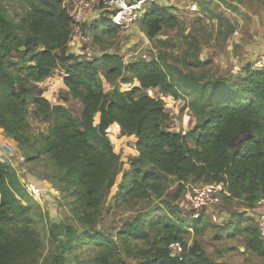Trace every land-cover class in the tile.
Instances as JSON below:
<instances>
[{
    "label": "trees",
    "instance_id": "trees-1",
    "mask_svg": "<svg viewBox=\"0 0 264 264\" xmlns=\"http://www.w3.org/2000/svg\"><path fill=\"white\" fill-rule=\"evenodd\" d=\"M208 2L199 1L205 8ZM72 21L63 0H0V131L28 161L46 156L55 184L74 197V220L51 221L0 155V264H70L72 249L90 241L98 249L95 264H131L127 258L133 264H226L209 257L197 241L187 243V228L203 231L204 218L184 219L179 202L190 183L220 184L223 201L244 209L264 204V67L251 64L239 76L205 78L180 69L163 53L132 62L115 52L82 57L71 51ZM141 23L153 39L180 21L169 7L155 4ZM93 30L102 46L105 35L120 28L106 23L100 29L96 23ZM231 33L224 31L225 38ZM188 43L185 64L206 63L198 40ZM55 72L66 87L63 102H80L78 115L44 94L41 83ZM152 88L161 95L147 94ZM183 98L197 120L186 133L171 129L173 117L164 103ZM32 121L48 124V130L32 135ZM116 128L134 137V156L125 159L113 142ZM174 182L178 187L171 191ZM152 203L160 213L147 209ZM114 208L134 214L116 235L99 232L105 210ZM231 210L234 220L221 231L243 234L245 251L264 264L259 226ZM37 222L51 243L47 254Z\"/></svg>",
    "mask_w": 264,
    "mask_h": 264
},
{
    "label": "rangeland",
    "instance_id": "rangeland-1",
    "mask_svg": "<svg viewBox=\"0 0 264 264\" xmlns=\"http://www.w3.org/2000/svg\"><path fill=\"white\" fill-rule=\"evenodd\" d=\"M200 0H166L160 1L161 7L167 6L171 12L179 18V25L165 28L158 36L151 39L146 35L145 28L141 23H137L129 31H118L112 35H105L106 43L99 46L94 41V30L90 31V40L86 37L82 42H78L76 33H73L71 40V51H83L82 57H102L103 54L115 52L124 57L127 62L139 59H151L159 53H163L170 63L180 69L190 68L196 75L205 78L239 76L251 64L255 68V63L264 59V0H206L208 6L205 8ZM224 1H228L226 4ZM68 6V3L65 2ZM233 7L236 9L233 10ZM151 8V7H150ZM210 9L214 14L206 11ZM71 11V10H70ZM103 17L102 11H97V19ZM219 17L229 20L221 23ZM100 29L105 23H98ZM232 30L231 35L225 38L224 31ZM195 38L198 40V50L204 63L199 67H188L185 64V48H189V41ZM78 53V52H77ZM191 60V57H187ZM44 94L52 103H64L62 94L66 87L63 84L60 72H55L53 76L41 83ZM112 87V85H111ZM147 94L159 97V88H152L146 91ZM140 95V94H139ZM165 110L172 114L170 126L172 130L187 131L194 128L196 118L187 106V99L177 101L165 100ZM65 104V103H64ZM72 113L79 114L81 104L76 100H70L65 104ZM31 134L36 136L40 132L48 130V124L32 121ZM112 140L119 145L121 153L125 159L135 155L134 137L120 135L118 129L111 130ZM1 142H10L15 152L10 155V162L22 176V181L33 184L40 189L37 202L44 212L49 213L51 221H72L74 213L72 211L73 196H67L54 182L53 164L46 156L27 160V157L20 151L6 135L0 137ZM21 157L25 160L21 161ZM59 182V181H58ZM60 183V182H59ZM37 187V188H38ZM178 183H172L171 191H175ZM206 187V186H205ZM204 187V188H205ZM202 188L191 186L179 204L182 208L181 217L189 221L204 218V230L195 233L192 228H187V243L192 245L197 241L206 251L209 257L215 261L226 264H261L262 258L252 252H246L244 246V235L233 234V231L222 232L220 228L233 221V212L244 213L246 217H252L254 223L262 225L264 223V204L260 203L253 209H244L237 203H226L219 195L220 187H215L213 195L199 206L194 207L187 194L193 192L200 193ZM113 191H116L114 189ZM152 203L149 205L150 211L154 214L160 213V208ZM106 216L96 225L99 232L116 235L120 226L134 213L130 210L106 209ZM44 224L37 222L39 230L44 235ZM220 229V230H219ZM219 233V234H218ZM45 241V254L51 247L48 235L43 236ZM180 246V244H179ZM175 252L181 249H173ZM97 247L90 241L72 249L69 253L70 264H95ZM133 264L134 258H127Z\"/></svg>",
    "mask_w": 264,
    "mask_h": 264
},
{
    "label": "built area",
    "instance_id": "built-area-1",
    "mask_svg": "<svg viewBox=\"0 0 264 264\" xmlns=\"http://www.w3.org/2000/svg\"><path fill=\"white\" fill-rule=\"evenodd\" d=\"M159 3L160 0H72V5L69 6L73 20L72 36L73 33H76L78 42H82L85 37L87 40H90V31L88 30L86 34L82 32V22L88 21V28H91L97 20L98 10L103 13V17L100 18L101 20L118 25L120 31H129L142 20L150 10V7ZM255 65V68L264 67V59L255 63ZM14 152L15 149L10 142H0V155L4 161H8V157ZM24 160L25 159L21 157V161ZM205 186L201 187L202 191L200 193L193 192V194H187L191 203L196 208L201 206L205 200L213 195V192L217 190L215 189L216 186L220 187L219 191L222 189L220 184ZM26 187L31 196L37 200L40 198L39 188L33 184H26ZM258 226L260 229V237L264 242V223ZM171 247L173 249H181L178 243L171 244Z\"/></svg>",
    "mask_w": 264,
    "mask_h": 264
},
{
    "label": "clouds",
    "instance_id": "clouds-1",
    "mask_svg": "<svg viewBox=\"0 0 264 264\" xmlns=\"http://www.w3.org/2000/svg\"><path fill=\"white\" fill-rule=\"evenodd\" d=\"M67 3H68V7L70 6V4L72 5V0H68L67 1ZM66 5V4H65ZM70 9V8H69ZM71 10V9H70ZM88 22V21H87ZM101 22H103V23H108V22H106L105 20H101V19H97L96 21H95V23L94 24H98V23H101ZM83 23V22H82ZM93 24V25H94ZM114 24V23H113ZM93 25H92V27L91 28H88L87 27V29H86V31H85V33H83V34H86L87 33V31L89 30V31H91V30H93ZM116 25V24H115ZM88 26H89V23H88ZM82 32H83V30H82ZM79 55H81V53H78Z\"/></svg>",
    "mask_w": 264,
    "mask_h": 264
},
{
    "label": "water",
    "instance_id": "water-1",
    "mask_svg": "<svg viewBox=\"0 0 264 264\" xmlns=\"http://www.w3.org/2000/svg\"><path fill=\"white\" fill-rule=\"evenodd\" d=\"M87 27H88V22H87V21H84V22L82 23V30H83V33H85ZM24 49H25V48H24L23 46L20 47V50H24Z\"/></svg>",
    "mask_w": 264,
    "mask_h": 264
},
{
    "label": "crops",
    "instance_id": "crops-1",
    "mask_svg": "<svg viewBox=\"0 0 264 264\" xmlns=\"http://www.w3.org/2000/svg\"><path fill=\"white\" fill-rule=\"evenodd\" d=\"M64 1V3L65 2H67L68 0H63ZM160 1H165L166 2V0H160ZM71 5V4H70ZM78 53H82L83 51H77ZM4 136H5V134L2 132V131H0V137H3L4 138ZM2 140H0V142H1Z\"/></svg>",
    "mask_w": 264,
    "mask_h": 264
}]
</instances>
